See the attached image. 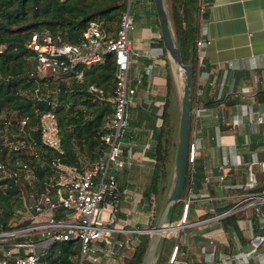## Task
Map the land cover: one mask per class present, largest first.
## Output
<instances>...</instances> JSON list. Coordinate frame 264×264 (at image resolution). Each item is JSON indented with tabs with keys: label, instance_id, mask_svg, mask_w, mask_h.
Segmentation results:
<instances>
[{
	"label": "crops",
	"instance_id": "crops-1",
	"mask_svg": "<svg viewBox=\"0 0 264 264\" xmlns=\"http://www.w3.org/2000/svg\"><path fill=\"white\" fill-rule=\"evenodd\" d=\"M201 4L204 9L199 17L198 31L201 26L204 27L206 43L202 48L201 62L196 63L193 70V87L198 85L201 89L200 101L209 109L196 121L200 130L198 159L195 158L187 174L182 195L183 203L191 197L187 220L196 224L182 226L178 234H172L168 240L163 238L158 244L153 264L157 262L162 244L171 245V248L161 264H238L233 255L248 249L252 233H264V223L256 220L253 207L245 208V213L237 218L241 220V227L236 221L240 236L225 229L218 219L201 222L203 218L218 213V209L225 204L234 203L240 194L247 191L233 185L246 182L248 162L256 161L252 166L258 181L256 188L264 187V100H257L255 95L257 90H264V0H200ZM137 5L134 15L130 16L132 27L128 29L130 44H134L130 54L129 77L135 85V92L127 104V125L120 137L123 153L130 152L131 160L130 165L115 172L119 195L117 224L127 230L147 227L137 224L142 219L139 216L141 212L147 215L138 200L149 180L148 168L152 167L147 152L153 148L151 128L154 116L161 114L165 99V58L156 42L157 24L149 0L137 2ZM167 59L169 63L168 55ZM169 67L174 78L170 63ZM217 77L222 80V93L218 98ZM137 78L140 82H136ZM194 101L192 99L190 104ZM235 114L240 116L236 125L231 123ZM257 114L262 116V121L255 119ZM192 126L189 123L190 136ZM233 152L238 154L239 163H229ZM223 157L228 163H222ZM145 159L151 161V166ZM88 163L90 161L82 158L80 166ZM195 165L198 166L196 176ZM143 169H147V176L140 180ZM131 232L134 231L118 232L123 241L108 239L103 244V254L118 251L117 258L122 261L125 251L133 249L129 242ZM119 241L126 250H119ZM109 245L111 248L107 250ZM174 245L178 246L175 260L169 261ZM211 251L213 256L209 255ZM109 259H104L101 264L116 263Z\"/></svg>",
	"mask_w": 264,
	"mask_h": 264
},
{
	"label": "trees",
	"instance_id": "trees-1",
	"mask_svg": "<svg viewBox=\"0 0 264 264\" xmlns=\"http://www.w3.org/2000/svg\"><path fill=\"white\" fill-rule=\"evenodd\" d=\"M145 1L0 0V160L7 165L19 158L26 161L38 178L35 183L38 189L44 187L50 175L47 166L42 165V161H51L56 158L63 163L80 166L82 158L92 161L99 152L102 147L100 136L106 130L104 126L106 116L112 109L108 97L112 94L114 86L115 63L112 53L107 52L102 63L82 67L81 79L66 73L49 77L32 75L30 74L32 71L30 51L25 47L30 33L33 30L47 29L62 41L76 42L82 37L88 22L94 20L110 36H114L121 16L128 6L134 3L137 7V2ZM149 2L158 28L153 1L149 0ZM166 3L175 44L179 48L181 59L192 66V82L193 70L197 63L195 40L201 15L200 0H166ZM156 42L165 58V99L161 114L154 116V124L151 128L153 148L147 152L152 160V167L148 183L143 186L138 200L147 211L149 219L147 227L153 226L159 207L165 200L161 202L168 169L169 146L173 143L172 115L177 96L159 30ZM52 83L56 89L46 91L45 84L49 86ZM91 84L100 88L101 91L89 90ZM36 86H39L37 92L34 90ZM192 95L193 90L190 89V103ZM255 95L257 100H264V90H257ZM53 100L54 106H52ZM50 109L54 111L57 119L62 152H57L40 142L37 113ZM24 116H28V119L20 128L19 120ZM4 137L10 142L5 143ZM17 141L32 143L37 148V154H29L30 151L25 146L14 147L13 144ZM197 167L195 165L194 172ZM18 174L19 182H23L25 186L22 187L25 188L27 184L22 179L21 172L19 171ZM187 174L186 164L184 184ZM3 183L5 186L2 187ZM20 191L13 178L0 176V232L11 228L8 221L13 216L14 210L20 207ZM182 195L183 190L179 200L171 206L169 223L180 219L183 210ZM232 205L233 203L229 202L218 210L221 212ZM244 213L245 209H239L219 217L218 220L225 229L240 236L236 221L238 216ZM55 215L59 216L60 212L57 211ZM188 215L189 207L186 210V219ZM28 221L23 220L18 226L25 225ZM174 224L176 226V223ZM176 230L168 231L164 239H170ZM145 233L148 234V232L140 231L144 237L147 236ZM131 234L129 242L133 248L132 252L128 253L121 242L119 250H126V255L123 256V263L116 258L115 264L141 263L147 237L137 236L139 234L133 232ZM122 237L121 234H117V238L121 241H123ZM19 238L23 237H16V239ZM100 244L103 246L104 241ZM170 248L171 245L162 244L156 264L164 261ZM78 249L79 239L76 237L52 241L44 248H37L38 264H77Z\"/></svg>",
	"mask_w": 264,
	"mask_h": 264
},
{
	"label": "built area",
	"instance_id": "built-area-1",
	"mask_svg": "<svg viewBox=\"0 0 264 264\" xmlns=\"http://www.w3.org/2000/svg\"><path fill=\"white\" fill-rule=\"evenodd\" d=\"M203 11V5H200ZM132 27V19L126 10L120 19L119 27L114 36H110L97 21L88 22L82 37L76 42L62 41L47 29L33 30L25 47L30 51L29 59L32 62L30 74L39 77H49L57 74H70L76 79H81L82 67L102 63L107 52H111L115 63L114 86L108 100L112 104L110 113L106 116L104 126L106 130L100 136L102 147L96 154L94 160L87 165L78 166L67 164L59 159L51 161L44 160L42 165L47 166L49 180L42 189L36 187L37 176L30 165L22 160L15 159L9 165L0 160V176L13 178L20 188V198L27 211L28 223L21 226H13L0 232V236L11 238L10 246L0 252V264H38L37 248H44L48 243L55 240L70 238L79 239L77 264H100V256L104 246L101 241L108 242L107 235L110 232H130L123 227H117L114 222L117 218V179L116 171L124 166L130 165L131 153H123L121 135L127 125V104L135 92V85L129 77L130 65V40L128 29ZM204 27L201 26L195 43L197 48V64L201 62L202 48L206 40L203 37ZM140 82V79H136ZM219 88L216 97L221 96L222 80L217 77ZM89 90L101 91L94 85H89ZM35 92L39 86L35 87ZM243 92V91H241ZM201 89L196 85L193 90L190 104V119L192 123V135H189L187 144L186 164L190 173L195 162L196 153L200 146V131L196 121L208 112V107L200 101ZM54 106L55 101H52ZM246 113V111H245ZM40 142L49 146L57 152H62L58 132V123L52 109L37 113ZM28 116L19 120L22 128ZM255 119L262 121V116L257 114ZM240 122V116L235 114L231 123L236 125ZM22 143V141H21ZM25 146L30 153L37 154V148L32 143L24 142L17 147ZM16 147V145H14ZM238 154L232 153L231 164L239 163ZM255 160L248 162L246 171V182L233 185L247 190L240 194L233 205L211 218H219L225 214L235 212L239 209L253 207L256 220L264 223V187H257V179L252 166ZM222 163H228L223 157ZM222 166V165H221ZM21 172L27 186L19 182ZM29 177H33L30 181ZM264 182V177L262 179ZM5 186L3 183L2 187ZM23 186V187H22ZM31 186V188H30ZM34 186L39 191L34 192ZM232 186V185H231ZM256 188L254 190H250ZM26 192L23 193V190ZM187 197L183 203L180 222L185 221L188 201ZM59 211L60 215L55 213ZM206 220V219H203ZM241 227V220H237ZM250 219H248L249 225ZM183 224L180 223V226ZM179 226V227H180ZM178 229V228H177ZM31 232V233H30ZM26 233H28L26 235ZM35 233L36 237L29 236ZM132 233V232H131ZM23 238L16 239V237ZM212 243V240H209ZM249 248L233 255L238 264L256 262L264 264V233H252L249 240ZM121 244L120 242H118ZM177 245H174L169 256V261L175 259ZM213 256V252L209 253Z\"/></svg>",
	"mask_w": 264,
	"mask_h": 264
},
{
	"label": "water",
	"instance_id": "water-1",
	"mask_svg": "<svg viewBox=\"0 0 264 264\" xmlns=\"http://www.w3.org/2000/svg\"><path fill=\"white\" fill-rule=\"evenodd\" d=\"M158 22V30L162 39V44L168 57L183 73V83L181 87L180 112L178 122V136L173 162V175L170 190L159 210L156 220L151 227H138L131 229L140 232L143 229L148 232L145 250L140 264H153V258L158 248V244L163 238L162 230L170 227L180 226V220L169 223V212L171 206L179 200L185 181V167L187 144L189 139V119H190V89L192 66L184 63L181 59L180 51L175 44L172 26L166 9L165 0H152ZM264 73V69L262 70ZM176 227V228H177Z\"/></svg>",
	"mask_w": 264,
	"mask_h": 264
},
{
	"label": "rangeland",
	"instance_id": "rangeland-1",
	"mask_svg": "<svg viewBox=\"0 0 264 264\" xmlns=\"http://www.w3.org/2000/svg\"><path fill=\"white\" fill-rule=\"evenodd\" d=\"M165 5H166V9H167V3H166V0H165ZM135 10H136V7H135V5H134V3H131L129 6H128V8H127V11H128V13H129V15L132 17L133 15H134V13H135ZM167 12H168V9H167ZM130 30V29H129ZM129 30H128V37L131 39V36H130V33H129ZM133 49H134V44L131 42V48H130V52L131 51H133ZM169 63H170V65H171V67H172V70H173V72H174V81H175V88H176V97H175V102H174V112H173V115H172V118H173V121H174V132H173V135H172V144L169 146V151H170V153H169V156H168V159H167V166H168V169H167V172H166V176H165V186H164V194H162V199H161V202H162V200H164L165 198H166V196H167V194H168V192H169V190H170V186H171V183H172V175H173V162H174V154H175V149H176V143H177V136H178V122H179V112H180V99H181V87H182V83H183V73H182V71H181V69H179L175 64H174V62L169 58ZM45 90L46 91H52L53 89L55 90L56 88L54 87V84L52 83V84H50L49 86L47 85V84H45ZM193 80H192V82H191V89L193 90ZM3 141L5 142V143H9L10 141L8 140V138H3ZM22 143H24V141L22 142ZM22 143H21V141H17V142H15L13 145H16V147L17 146H19V145H22ZM29 154H30V152H29ZM196 158L198 159V155L196 154ZM146 160V159H145ZM146 161H148L147 162V165L148 166H151V161L148 159V160H146ZM151 168V167H150ZM49 172H52L51 170H50V168H49V170H48ZM141 171V170H140ZM145 171L146 172H148V171H150L149 170V168H148V171H147V169H143L141 172H142V178L140 179V180H143L147 175L145 174ZM29 180L30 181H32L33 180V177H29ZM37 187V186H36ZM35 186H34V192H36V193H38L39 191L37 190V188H36ZM30 188H31V186H30ZM32 189V188H31ZM24 192H26V190L24 189L23 190V193ZM136 197H137V195H136ZM134 201H135V199H134ZM162 206V205H161ZM161 206L159 207V210H160V208H161ZM24 207V205H23V203L21 202V204H20V207L19 208H17V209H15L14 210V212H13V216H11V218H10V220L8 221L9 222V225H10V227H13V226H18V224H21V222L23 221V220H27V211L23 208ZM138 210V209H137ZM159 210H158V213H159ZM209 211H214V209H210ZM211 213H215V212H211ZM218 213H220V212H218ZM207 214H210V213H207ZM207 214H205V216H207ZM217 214V213H216ZM216 214H213V215H211V216H214V215H216ZM140 218H142V219H140L139 221H138V225H140V224H145V225H147L148 223H149V219H148V215H144L143 214V212H141L140 213ZM204 216V217H205ZM211 216H207V217H205V218H203V219H206V220H203L202 219V221L201 222H208V221H215L216 219H218V218H216V217H214V218H211ZM180 218H181V216H180ZM180 220V219H179ZM178 220V221H179ZM183 225L182 226H184V225H189V221L187 220V219H185V221H183V222H181ZM117 227H122V226H118V224H117V219H116V221H115V223H114ZM191 224V223H190ZM193 224H196V223H192L191 225H193ZM182 226H180V227H178V229L175 231V232H173V235L174 236H176L177 234H178V230H179V228H181ZM31 233V232H30ZM133 233H137V234H139L138 236H141V237H143V238H146V237H148V234H146L145 233V235H147V236H143V235H141L140 234V232H133ZM28 233H26V235H27ZM117 234H118V232H110V234H108L107 235V238L111 241L112 240V238L113 239H115L116 238V240L118 239L117 238ZM33 236V237H36L35 236V233H32V234H29V236ZM20 237H23V236H20ZM161 240H163V238H161ZM147 241V240H146ZM11 242V238H9V237H4V236H0V252L2 251V250H5V248H7L8 246H10V243ZM116 242V241H115ZM108 244V243H107ZM111 247H110V245L107 247V250H109ZM248 248H249V246H248ZM103 252H104V249H102V253H101V256H100V264L102 263V261H104V259H106V258H110L109 260L111 261V260H114V262H116V258L118 257V255H119V253H118V251L117 252H114V253H110V255L109 254H103ZM129 252H132V249H129L128 250V253ZM107 253H108V251H107ZM123 258V257H122ZM118 259V258H117ZM175 260V259H174ZM173 260V261H174ZM121 263H123V259H122V261H121ZM245 264H249V263H245ZM250 264H252V263H250Z\"/></svg>",
	"mask_w": 264,
	"mask_h": 264
},
{
	"label": "bare ground",
	"instance_id": "bare-ground-1",
	"mask_svg": "<svg viewBox=\"0 0 264 264\" xmlns=\"http://www.w3.org/2000/svg\"><path fill=\"white\" fill-rule=\"evenodd\" d=\"M177 226H173L172 228H170V227H167V228H165V229H163L162 230V233H163V238H165V235H166V233L168 232V231H170V230H172V229H177L176 228ZM139 231H141V232H145V230H143V229H141V230H139Z\"/></svg>",
	"mask_w": 264,
	"mask_h": 264
}]
</instances>
